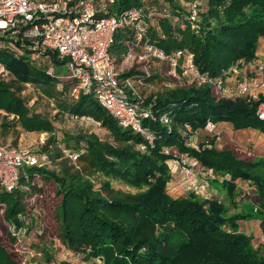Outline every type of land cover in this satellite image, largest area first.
<instances>
[{
	"label": "trees",
	"instance_id": "1",
	"mask_svg": "<svg viewBox=\"0 0 264 264\" xmlns=\"http://www.w3.org/2000/svg\"><path fill=\"white\" fill-rule=\"evenodd\" d=\"M156 1L100 0L97 8L102 10L106 5L105 12L99 13L108 15L142 8L151 14L146 19L145 39L167 55L178 50L192 54L198 73L209 78H218L232 66L256 58L259 40L264 37V0H166L167 8L156 6ZM194 2L197 3V20L191 23L187 16ZM202 2L206 8L202 7ZM95 3L97 5V0ZM132 39L133 34L127 30L115 33L110 54L116 66L124 60L125 44ZM6 42L12 43L0 37V63L9 73L7 81L0 79L2 135L11 130L14 134L20 130L29 134L47 133L49 138L40 151L54 159L63 157L62 149L77 153V161L84 163L85 170V174L73 172L64 161L58 163V170L56 167L53 170L23 168L12 192L0 189V203L4 204L2 217L6 223L17 228L33 227L35 218L27 200L41 195V205L49 193L53 196L50 202H53L54 239L65 250L82 256L84 261L264 264V248L261 251L254 248L251 238L238 231V221L255 217L260 220L264 235V158H240L233 149L217 148L214 137L197 148L190 147L181 135L185 124L190 126L191 135L204 129L207 121L229 123L234 130L252 129L264 134V120L255 115L264 97L249 103L217 98L211 84L188 83L186 77H181L183 84L145 100L152 104L155 116L142 123L153 134V144H149L141 135L119 126L93 94L80 93L76 98L70 94L67 80L59 86L56 76L47 74L45 59L33 58L29 51L15 43L21 49L18 53ZM48 55L56 75L65 71L55 53ZM132 68L123 71L121 76L140 73ZM29 86L54 100V117L68 114L75 119H90L110 134L111 141L94 134L65 133V145L61 149L53 120L46 112L37 111V105L30 106L23 96L25 87ZM55 89L58 90L55 92ZM162 115L170 119V129L159 121ZM71 141L76 144L73 150L66 147ZM0 144L20 146L2 141ZM51 145L54 154L48 150ZM140 145H144L145 150L142 151ZM164 149L170 152L166 154ZM185 154L216 177H223L221 181L215 178L212 183L218 182L229 199L234 198L236 181L252 183L259 197L256 213L227 216L223 202L218 199H206L192 192L177 198L169 195L167 184L171 172L167 162ZM112 181H119L135 191H115L110 184ZM35 236L38 239L41 234ZM7 240L11 244L16 242L10 235ZM50 244H40L46 264H71L69 260L53 259L47 252ZM30 245L38 251L36 242ZM13 254L0 244V264H18Z\"/></svg>",
	"mask_w": 264,
	"mask_h": 264
},
{
	"label": "built area",
	"instance_id": "2",
	"mask_svg": "<svg viewBox=\"0 0 264 264\" xmlns=\"http://www.w3.org/2000/svg\"><path fill=\"white\" fill-rule=\"evenodd\" d=\"M196 4L192 3L188 12L187 19L191 23L197 20ZM106 7L103 5L102 10H98L95 0H0V37L11 40L10 46H14L18 53H21V49L15 43L29 51L33 58L45 59L48 62L47 74L56 76L59 86L67 80L70 94L76 98L80 93L93 94L97 103L119 126L141 135L149 144H153L154 137L142 123L155 116L152 104L146 103L138 86L151 78L152 67L166 65L168 78L186 77L188 83L211 84L212 93L217 98H236L249 103L264 95L263 60L255 58L241 62L224 71L222 76L209 78L198 73L192 54L178 50L167 55L145 39L148 26L146 19L151 16L150 13L142 8H130L109 15L99 13L105 12ZM118 30L129 31L133 39L126 42L124 60L116 66L110 48ZM49 52L56 54L62 62L60 67L68 71V76L63 78L55 74L56 69L49 58ZM132 66L140 73L122 77V72ZM0 79H9V73L2 63ZM255 115L259 120H264V102L259 103ZM159 121L170 129L168 116L162 115ZM204 129L215 140L221 136L217 125L210 121H207ZM190 132V126L185 124L181 135L187 146L190 145L186 142ZM140 149L145 150V146L140 145ZM169 152L170 149H164V153ZM62 154L72 162L78 159L77 153L67 149H63ZM51 163L49 155L40 149L0 144V189L12 192L23 168L52 169ZM174 163L176 166L170 169L173 173L179 169L186 192L211 199L207 195V181L215 178L221 181L223 177H216L211 170L202 168L196 159L186 154L180 155ZM40 199L41 195H33L27 200L35 218L33 231L36 235L42 234L44 228L35 216L43 212ZM3 212L4 204L0 203V216ZM27 228L30 227L17 228L7 223L8 232L16 239L17 246L22 242ZM97 261L101 262L99 259Z\"/></svg>",
	"mask_w": 264,
	"mask_h": 264
},
{
	"label": "rangeland",
	"instance_id": "3",
	"mask_svg": "<svg viewBox=\"0 0 264 264\" xmlns=\"http://www.w3.org/2000/svg\"><path fill=\"white\" fill-rule=\"evenodd\" d=\"M144 1H148V0H144ZM95 2H96V0H95ZM99 3H100V0H97V6L99 5ZM155 5L160 7V8H167L168 2L166 0H157ZM203 6H204V8H206V4L204 2H202V7ZM181 20H179V22H181ZM5 44L7 46L11 45L10 42H6ZM10 48L14 49V46H10ZM134 66H135V64H134ZM134 66H132V67L134 68ZM166 70H167L166 65H162V66H160V68L152 67L151 78L145 80L140 86H138L140 93L144 98L147 99L151 96L161 94V93H163L169 89L175 88L178 84L184 83V81L181 80L179 77L175 78V79H173V78L169 79L167 76ZM68 75H69L68 71H63V70H61V73L59 74V76H62L63 78H65ZM57 90L58 89H55V92ZM23 96L28 99V104L30 106H33V105L36 106L37 105L36 106L37 111L46 112L47 116H49L53 120L55 128H56V140L60 141V142H58V145L60 146V148L64 144L63 143V136L65 133L74 134L76 136L82 135V134H94L97 137L101 138L102 140L111 141L110 134L104 128H102L100 126V124H98V123H96L90 119H85V118L84 119H75V118L69 116L68 114H61V115L54 117V115L56 114V110L54 109L55 108L54 100L52 98H47V97L43 96L41 94V91L38 90L37 88H34L33 86L25 87V89L23 91ZM230 99L234 100L236 98H230ZM1 118L2 117L0 116V123H1ZM221 132H222V135L220 136V138L218 140H215V145H216V147L221 146L223 148L226 146L225 145L226 142L224 140L227 139V134L224 132V130H222ZM210 135L211 134L208 133L205 129L197 130L193 134L189 135L190 138H189V140H186V142L188 144H190L189 146H191V147H194V146L197 147L199 144L204 143V141L206 142V140L212 138V135L211 136ZM48 138H49V134H47V133H43V137H42V134H36V133L29 134V133H25L21 130L18 134H14L13 131L11 130L10 132H8V134L3 136L2 130L0 128V141L8 143V144H12V145L29 146L33 149L38 150L41 147V140L43 139L44 143H45L48 140ZM14 141H16V144H14ZM228 141L231 142V140H228ZM74 143L75 142L71 141L69 143V145L66 147L73 150L74 147L76 146V144H74ZM250 146L251 145H248V144L244 145V149H243L242 153H240V152H238V150H240L242 147L240 148V146L236 145V144L231 145V147L234 150L236 148L238 149V150H235V152L238 156L244 155L245 158L247 156H249L247 153H250V154L252 153L251 152L252 148ZM48 150L50 151L51 154H54V152H55L53 145H51V147L48 148ZM62 155H63V157L60 159H54L53 157L50 158V160L52 162L51 166H53V168L51 170H53L55 167L58 170V166H59L58 163L64 161L65 164L72 167L73 172H80L82 174H85V170L83 169L84 163H82L80 161L72 162L70 160H66V158L64 157V154H62ZM177 158H179V155H177ZM167 164H168L169 169L170 168L174 169V166H176L174 161H168ZM171 169H170V172H171ZM173 175L178 176V172L173 173ZM213 180L214 179L207 181L208 193H209L207 195L210 196L211 199L220 198V202L221 201L223 202V205L225 208L227 205V201H225V199L226 200H233L238 195L239 196V204L242 202V200L243 201L246 200L247 194L246 195H244V194L239 195V193H238L239 189L237 188V185H238L237 183H235L236 188L234 190V198L229 199L224 194V191L219 188L220 185L218 182L212 183ZM175 181H176L175 179L172 180V185L171 186L169 185V189L167 190L168 192L174 190V187L176 186ZM174 183H175V185H174ZM110 184H111L112 189H114L115 191L122 192V193L135 191L134 189L125 186L124 184H122L119 181H112V182H110ZM210 186L211 187L213 186V188L215 189L216 192H213V193L211 191L209 192ZM96 187H97V182H96ZM255 193H257V192L255 191ZM222 195H223V197H222ZM52 197H53L52 194L46 193V196L41 203L43 212H40L38 215L35 214V216L37 217L40 224L43 223L42 226H44V228H42L43 231H42L41 237L38 238L39 240L36 238V236L34 234V231H33L34 226H33L30 228H27V232H26L25 236H23L22 242L18 246H17V244H11L7 240V235H10V233L8 232V229H7V223L5 222L3 217L0 216V244L5 245L8 249L11 250V252L15 253V254H13V256H15V259L18 260V264H24V261H25V264H46L45 259H44L45 254H44V252L41 251V248H42L41 245H43V244L47 245L50 243H54V244H50L48 246L47 252L50 254V256H52L53 259L69 260V262L71 264H102V262H98L97 260L84 261L82 256L72 254L69 251L65 250L64 248H62L57 243V240L54 239V237H55V233H54L55 222L53 219V211H52L53 202H50ZM242 212H246V210L242 209ZM249 212H252V208H250ZM255 213H256V211L252 212L250 214H255ZM255 216H257V215H255ZM250 220H253V219H250ZM245 221H249V220H245ZM238 229H239V223H238ZM247 236H249L251 238V244L253 247H257V244L259 245L261 243L259 238H255L252 241L253 236H251V235H247ZM35 242L39 246L37 252L30 245L31 243L34 244ZM258 242H260V243H258ZM259 250L261 251L262 248H259ZM21 256H22L23 260L21 259Z\"/></svg>",
	"mask_w": 264,
	"mask_h": 264
},
{
	"label": "crops",
	"instance_id": "4",
	"mask_svg": "<svg viewBox=\"0 0 264 264\" xmlns=\"http://www.w3.org/2000/svg\"><path fill=\"white\" fill-rule=\"evenodd\" d=\"M256 57H257V59L264 61V37L259 40V45L257 48ZM261 96L264 97V95H261ZM222 130H224V132L227 134V139L224 140L226 142L225 143L226 146L223 148L221 146L217 147V148H219V149H233L231 147V145L236 144V145H239L240 148L241 147L242 148L240 150H238L236 148L235 150H238V152L242 153V151L244 149V145L248 144V145H251L250 147L252 148L251 149L252 153L251 154L247 153L249 156H247L246 158H249V159L264 158V134H262L256 130H252V129L234 130L229 123H218L217 124V131H222ZM221 135H222V132H221ZM228 140H231V142ZM239 157L245 158L244 155H241ZM177 172H178V176L177 175L174 176L173 172L171 171V180L167 185V190H168L169 185L170 186L172 185V180L173 179L176 180L175 181L176 186L174 187V190L170 191V192L167 191L169 193V195H171L174 198L184 197L188 194V192L185 191L184 186L182 185V176H181L179 169H177ZM175 183H174V185H175ZM236 183L238 184L237 188L239 189V191H238L239 195L240 194L241 195L247 194L246 200H244V201L242 200V202L239 204V196L238 195L233 200H226L225 199V201H227L226 215L231 216L232 214H235V213H241L242 209L246 210V212H242V213H246V214L255 212L257 207H258L259 197H258L257 193H255L256 190H255L254 185L252 183L250 184V182L239 181V180L236 181ZM210 191L212 193L216 192L215 189L213 188V186L212 187L210 186L209 192ZM224 194H225V192H224ZM222 197H223V195H222ZM250 208H252V212H249ZM238 223H239V229H238L239 232H242L246 235L253 236L252 241L255 238L260 239L261 243L258 242L260 244L259 245L257 244V247H254V248H264V235L262 234V231L260 228V220L259 219H256L254 217L253 220H249V221L240 220V221H238Z\"/></svg>",
	"mask_w": 264,
	"mask_h": 264
}]
</instances>
